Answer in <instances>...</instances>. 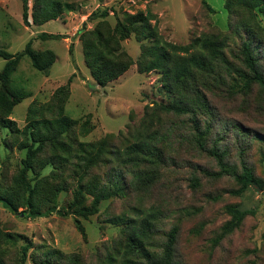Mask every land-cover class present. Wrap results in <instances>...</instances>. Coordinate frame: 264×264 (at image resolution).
<instances>
[{
	"label": "rangeland",
	"instance_id": "1",
	"mask_svg": "<svg viewBox=\"0 0 264 264\" xmlns=\"http://www.w3.org/2000/svg\"><path fill=\"white\" fill-rule=\"evenodd\" d=\"M63 1L68 9L55 20L26 27L22 23L21 1L0 0V49L15 55L31 41L33 50H50L55 56L47 74L36 71L28 58H21L12 75V83L25 96L7 118L20 131L27 123L30 105H34L38 118H49L46 109L53 105L47 104L56 90L68 86L64 113L77 122L72 132L76 142L94 143L107 139L112 150L121 153L128 145L157 129L158 119L160 131L166 138L163 150L174 164L161 170L157 182L148 188L135 185L133 175L128 172L123 197L102 202L96 215L79 220L84 235L76 229L72 215L52 213L30 219L13 214L0 204V231L15 234L17 247L31 244L25 264H65L70 255L80 257L82 264H101L108 254H115L121 239L119 227L113 225V220L126 217L140 221L150 211L155 215L150 218L149 236L144 241L149 252H160L167 233L175 227L174 255L182 264H264V189L259 191L251 187L240 196L230 193L237 188L234 179L223 173L219 177L212 176V173L220 172L218 162L189 145V128L185 119L151 111L154 102L166 101L168 97L161 89L158 72H137L135 62L140 55V44L133 36L121 43L133 65L104 87L97 86L90 77L79 40V34L94 28L95 22L87 20L93 12L108 10L107 21L113 27L115 16L122 19L126 14L141 11L155 15L163 40L186 45L201 34L228 32L225 0H204L214 10L212 13L206 11L200 0ZM32 5L33 0H27L29 23ZM258 19L264 27L263 18L258 15ZM82 26L84 30L80 32ZM40 33L58 38L41 40L38 38ZM4 62L0 58V70ZM261 99L263 96L256 89L252 90L246 104L241 96L231 100L211 99L218 115L216 130L222 129L219 124L235 123L264 137V103ZM151 118L154 119L153 125L146 121ZM144 121L145 125H142ZM224 135L219 149L227 152L229 165L240 172L244 161L255 176L264 180V162L260 159L264 144L252 140L245 149L231 134ZM16 138L17 141L12 140L8 130L0 128V191L16 187L13 180L24 157V151L17 147L23 138L20 133ZM131 168H125V171H131ZM49 170L44 168L41 175L48 174ZM200 170L209 175L202 174ZM97 172L102 174L107 170L100 166L91 174ZM193 176L197 178L198 185H192ZM69 185H75L71 179ZM71 193L69 189L59 194L58 209L66 211L72 200ZM232 206L249 213L235 227L224 232L223 226L231 219L227 209ZM23 210L18 208L17 212ZM16 251V247L8 249L5 256L7 264H15Z\"/></svg>",
	"mask_w": 264,
	"mask_h": 264
},
{
	"label": "trees",
	"instance_id": "2",
	"mask_svg": "<svg viewBox=\"0 0 264 264\" xmlns=\"http://www.w3.org/2000/svg\"><path fill=\"white\" fill-rule=\"evenodd\" d=\"M20 1L22 23L26 27L55 20L68 9L63 0H33L29 23L27 0ZM200 3L209 13L214 12L206 1L200 0ZM224 8L227 12L226 34H201L186 45L163 40L155 15L141 11L126 14L122 19L115 16L113 27L107 21L108 10L93 12L87 20L94 21L95 26L79 34V40L90 77L97 86L104 87L133 65L132 58L121 47L123 40L133 36L140 44V55L135 62L137 72H158L161 89L168 97L166 101L154 102L151 111L185 119L189 128V145L214 157L220 172L212 173V176L230 175L237 185L230 193L240 196L251 187L263 190L264 180L255 176L244 161L240 172L229 165L227 152L219 149L222 137L226 136L224 133L231 134L245 149L252 140L264 144V137L235 123L219 124L222 129L217 131L215 120L218 115L211 99L231 100L241 96L246 104L252 90L256 89L263 96L264 103V27L258 19L260 15L264 22V0H225ZM38 38L57 39L58 36L40 33ZM31 44L29 41L24 50L15 55L0 49V58L5 61L0 70V128L7 129L14 141L20 133L23 139L17 147L24 151L21 167L13 180L16 187L0 191V204L9 212L30 219L52 213L72 215L76 229L84 235L79 220L96 215L102 202L123 197L128 172L133 175L135 185L148 188L157 182L161 170L167 165L173 166L174 161L163 150L166 138L160 131L158 119L157 129L146 133L142 140L128 145L121 153L112 150L107 139L94 143L76 142L72 132L77 122L64 113L68 86L60 87L51 102L45 103L53 105L46 109L49 118H38L34 105H30L26 125L21 131L17 129L7 117L25 96L12 83L19 61L26 57L36 71L47 74L55 57L50 50H33ZM68 50L70 52L71 48ZM146 121L153 125L154 119ZM260 154L264 162V151ZM100 166H105L107 172L91 174ZM130 166L133 167L131 171H125ZM46 167L50 169L49 173L41 175ZM192 171L196 172L195 168ZM200 172L209 175L204 170ZM69 178L75 185H69ZM191 182L198 185L195 176ZM69 189L72 190V200L64 212V209H58V196ZM18 208L24 210L18 213ZM227 212L231 219L223 226L224 232L235 227L249 213L238 206L229 207ZM153 215L155 212L150 211L140 221L115 218L113 225L119 227L121 239L115 254H108L101 264H182L174 255L175 227L167 233L160 252H149L145 248L144 241L149 236L148 227ZM17 238L15 234L0 231V264H7L5 256L10 247L17 248L14 263L25 264L31 244L17 247ZM65 262L82 264L77 255L68 256Z\"/></svg>",
	"mask_w": 264,
	"mask_h": 264
},
{
	"label": "water",
	"instance_id": "3",
	"mask_svg": "<svg viewBox=\"0 0 264 264\" xmlns=\"http://www.w3.org/2000/svg\"><path fill=\"white\" fill-rule=\"evenodd\" d=\"M84 30V26H82V28L80 29V32H82Z\"/></svg>",
	"mask_w": 264,
	"mask_h": 264
}]
</instances>
